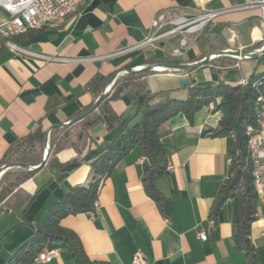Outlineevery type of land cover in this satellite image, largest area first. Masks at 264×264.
<instances>
[{
	"label": "crops",
	"instance_id": "crops-1",
	"mask_svg": "<svg viewBox=\"0 0 264 264\" xmlns=\"http://www.w3.org/2000/svg\"><path fill=\"white\" fill-rule=\"evenodd\" d=\"M247 2L87 0L57 25L16 37L13 43L22 52L6 49L0 57V162L10 146L39 125L44 131L66 125L91 107L96 98L86 86L93 79L140 68L153 56L171 53L180 36L131 50L152 36L151 22L159 13L170 19L224 10L207 27L220 32L228 50H259L254 48L264 39L259 11L236 9ZM6 19L7 14L0 9V24ZM199 35L189 40L177 60L189 64L199 55L195 44ZM176 37L178 41L174 42ZM263 56L238 60L225 68L206 65L185 74L154 72L145 81L152 93H170L171 97L183 99L185 91L180 82L188 81L193 88L219 83L236 86L258 74L255 61ZM141 103L140 98L129 105L121 99L111 102L118 122L108 128V119L100 112L101 122L88 132L80 156L72 148L50 151L45 165L19 187L20 197L14 203L22 202V206L0 213V264H6L14 251L32 237L52 204L63 200L73 187L91 180V160L121 129L138 120L136 113ZM222 116V110L204 107L195 113L192 122L183 114L168 121L170 133L162 139V145L170 169L156 180L157 190L165 199L162 208L144 192L143 156L139 148H133L101 180L98 207L93 214L69 215L61 220L60 225L76 235L91 262L131 264L139 251L147 264H245L235 243L238 192L222 204L215 219L209 218L230 164L225 140L214 136ZM256 215L250 237L257 264H264V236L260 235L264 230V208L259 203ZM199 233L205 235V241L198 238ZM34 264L76 263L66 252L57 250L50 262Z\"/></svg>",
	"mask_w": 264,
	"mask_h": 264
},
{
	"label": "trees",
	"instance_id": "trees-1",
	"mask_svg": "<svg viewBox=\"0 0 264 264\" xmlns=\"http://www.w3.org/2000/svg\"><path fill=\"white\" fill-rule=\"evenodd\" d=\"M45 28L46 26L28 31L21 36L36 33ZM173 41L177 42L178 37ZM195 44L199 55L191 59L189 64L198 62L210 54L229 49L220 32L209 27L200 33ZM263 45L264 41L256 44L254 48L261 49ZM5 52L6 48L2 42L0 57ZM236 62L238 60L219 57L206 65L225 68L233 66ZM144 64L146 66L180 65L183 63L172 57L171 53L166 52L163 57L153 56L147 59ZM153 73H125L119 76L112 85V93L102 100L96 111L90 116L73 126L52 129L48 137L49 151L60 152L72 148L80 156L89 137L88 132L101 122L100 112L107 117L108 128H112L118 122V117L111 108V102L120 100L121 95H125L130 102L139 98L142 100L136 113L138 120L121 129L115 138L103 150L97 152L91 160V180L85 185L73 187L65 194L63 200L52 204L41 226L34 230L28 241L14 251L6 264H34L35 257L43 249L63 250L68 258L76 264H97L87 258L76 235L63 228L60 225L61 220L69 215L85 214L92 211L101 180L107 178L120 160L133 148H139L143 156L141 180L144 192L162 208L165 199L157 190L156 180L167 167L166 153L162 145V139L170 133L167 123L178 114H183L189 122H192L195 113L207 107L210 102L215 104L213 111L222 110L223 112L214 136L225 140L226 155L230 159V164L227 179L214 199L209 218L215 219L222 204L238 192L240 202L235 219V243L245 258V264H257L250 235L251 224L257 219L258 200L252 186V163L244 132L247 126H253L255 122L256 94L251 84L263 76L252 74L245 81V85L231 86L219 83L213 87L203 88L188 86L183 88L185 97L177 99L171 97L170 93H152L149 90L145 78ZM112 76L95 78L87 84L86 88L91 90L97 99ZM89 108L77 114L74 119ZM45 133L46 131L39 125L5 151L0 168L4 165H10L11 168L0 177V213L5 209L18 210L22 206V202L14 203L20 197L19 187L30 179L36 170L27 172L25 169L16 167L15 164L36 167L41 163L43 147L46 142ZM14 191L16 192L13 193ZM8 196L7 201L2 204V201Z\"/></svg>",
	"mask_w": 264,
	"mask_h": 264
},
{
	"label": "built area",
	"instance_id": "built-area-1",
	"mask_svg": "<svg viewBox=\"0 0 264 264\" xmlns=\"http://www.w3.org/2000/svg\"><path fill=\"white\" fill-rule=\"evenodd\" d=\"M87 0H0V9L7 14V19L0 24V47H4L10 52H22L13 40L28 31L38 30L44 26H55L66 17L71 15L78 6ZM236 9H256L259 11L261 26L264 29V0H248L243 7ZM224 10H213L201 13L194 17L185 14L173 18H167L165 13L157 14L151 22L154 31L152 36L143 43L135 45L131 50H139L145 46L173 36H180L177 47L171 52V56L178 58L188 47L189 40L199 35L213 20L223 14ZM264 41V39H263ZM264 46V45H263ZM262 46V47H263ZM261 47V48H262ZM103 57L102 59H105ZM51 61L50 58H44ZM100 59V60H102ZM98 60V59H92ZM62 62L68 60L61 59ZM245 85V81L240 83ZM255 91L256 114L253 126L245 128L246 145L252 163V186L257 195L258 203L264 208V77L256 79L251 84ZM207 107L213 111L215 104L210 102ZM143 162V161H142ZM170 169V167H166ZM92 215L97 209L98 203H93ZM264 236V230L260 232ZM201 241L206 237L203 233L198 234ZM57 255V250L43 249L34 259V263H48ZM131 264H147L146 258L141 252L133 255Z\"/></svg>",
	"mask_w": 264,
	"mask_h": 264
},
{
	"label": "water",
	"instance_id": "water-1",
	"mask_svg": "<svg viewBox=\"0 0 264 264\" xmlns=\"http://www.w3.org/2000/svg\"><path fill=\"white\" fill-rule=\"evenodd\" d=\"M263 54H264V46L261 49L255 50V51L225 50V51H221L219 53L210 54V55L204 57L203 59L199 60L198 62L191 63V64H180V65L156 64V65H146V66H143V67H140V68H135V69H124V70L120 71L118 74L114 75L110 79V81L108 82V84L106 85L104 90L100 93L98 98L95 100L93 105L85 113H83L79 117L75 118L74 120H72L70 123H68L66 125H61L59 127H54V128L67 127L69 125L79 123L83 119H85L88 116H90L93 112L96 111V109L99 106V104L108 95V93L111 90L112 85H113L114 81L116 80V78L121 76L123 73L144 74V73H147V72H165V71H169V72H178V73L185 74V73H188V72H190V71H192L194 69L200 68V67L208 64L211 60L219 58V57H229V58H232V59H235V60H239V61H246V60H255L258 57H260L261 55H263ZM188 86H189V82L188 81L180 82V87L181 88H185V87H188ZM121 101L125 105H129V103H130V101L127 99V97L125 95H121ZM54 128H50L45 133L46 142H45V145L43 147V155H42V158H41V163L38 166L29 167V166H24V165H21V164H15V166L19 167V168H22V169H25L27 172H33V171L41 168L42 166H44L45 163H46V160H47V158L49 156V153H50L48 137H49L50 132ZM10 168H11L10 165L2 166L0 168V174L4 173L5 171H7ZM53 174H55V171H53Z\"/></svg>",
	"mask_w": 264,
	"mask_h": 264
},
{
	"label": "rangeland",
	"instance_id": "rangeland-1",
	"mask_svg": "<svg viewBox=\"0 0 264 264\" xmlns=\"http://www.w3.org/2000/svg\"><path fill=\"white\" fill-rule=\"evenodd\" d=\"M255 65H257V69H258V74H261L264 77V56L260 59H258L257 61H255ZM125 73H123L122 75H124ZM112 93V91L110 90L108 95H110ZM43 155V153H42Z\"/></svg>",
	"mask_w": 264,
	"mask_h": 264
}]
</instances>
